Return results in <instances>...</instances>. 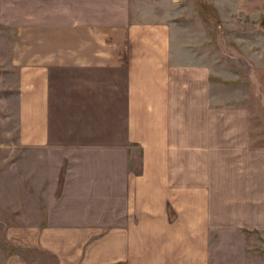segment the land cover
<instances>
[{
    "label": "crops",
    "instance_id": "obj_1",
    "mask_svg": "<svg viewBox=\"0 0 264 264\" xmlns=\"http://www.w3.org/2000/svg\"><path fill=\"white\" fill-rule=\"evenodd\" d=\"M234 2L244 15L264 16V0ZM58 17L0 33V131L13 145L0 157V190L11 194L18 207L28 201L44 210L36 222L26 213L19 220L12 216L6 228L17 229L13 232L22 245L50 251L56 264H207L202 200L207 194L200 185L205 171L195 153L185 156L186 163L173 140L175 128L180 130L175 146L199 137L204 142L196 121L186 126L173 121L174 112L198 111L197 101H182L180 71L204 63L174 61L189 48L174 40L178 24L173 19L108 26L78 20L74 10L68 22ZM56 77L72 82L69 112L56 110ZM62 111L73 113L68 129L87 127L89 137L77 131L74 137L84 140L57 139ZM92 118L100 119L97 126L82 124ZM2 143H8L6 138ZM125 143L137 152L135 166L127 170ZM179 160L182 169L175 164ZM9 168L14 186L8 184ZM174 177L185 179L174 184ZM110 193L125 194L123 223L96 231L75 226L92 224L81 209L108 208ZM169 204L176 211L173 220L166 217ZM61 210H72L69 218L76 220L60 221ZM14 253L0 264H27L13 261L19 256Z\"/></svg>",
    "mask_w": 264,
    "mask_h": 264
},
{
    "label": "rangeland",
    "instance_id": "obj_2",
    "mask_svg": "<svg viewBox=\"0 0 264 264\" xmlns=\"http://www.w3.org/2000/svg\"><path fill=\"white\" fill-rule=\"evenodd\" d=\"M234 3V0H0V33L9 28L13 32L21 24L29 25L41 19L49 23L58 19V15L61 21L68 22L73 10L78 20L108 26L173 19L178 24L174 40H179L181 45L178 47L189 48V52L183 51L184 54L188 52L187 55L174 61L179 65L204 63L202 67L189 71L181 70L178 78L185 83L181 90L185 95L183 103L187 104L190 99L197 101L198 111L173 113L174 124L177 121H182L184 126L190 121L200 124L204 142L199 143V137L191 139L194 143L175 146L180 130L174 128L173 148L184 154L185 160V156L195 153L201 170L205 171L200 185L205 187L207 194L202 198L208 225L206 263L264 264V16L244 15V9H234ZM69 81L72 86L70 79L59 81L56 77L52 80V93L60 102L56 110L69 112ZM193 90L198 93L193 95ZM67 111L58 114L60 121L64 119L61 128L56 129L58 136L55 137L61 141L84 140L74 137L77 131L79 136L89 137L87 127H80V130L67 128L70 124L68 116L73 115ZM83 115L87 118L86 114ZM97 119L92 118V122L85 119L82 124L97 126L100 119L102 122V116ZM5 138L8 143L0 144V157L13 147L11 138L1 137L0 131V140L5 141ZM124 150L127 170L132 168L131 165L135 166L137 152L128 148L126 143ZM3 163L1 160L0 164ZM175 164L181 168L180 160ZM10 169L7 180L10 186H14L16 177L11 175ZM173 179L176 184L185 178ZM189 183L195 184L191 178ZM109 195L108 208L81 209L92 224L75 226L96 231L123 223L126 219L125 196L122 195L125 194ZM12 199L11 194L0 190V262L8 253L15 252L19 256L16 254L13 261L56 264L50 251L22 245L18 241L20 235L13 232L17 229L6 228L11 227L12 218L19 220L20 213H26L27 220L36 222L42 219L44 211L33 208L35 203L28 201L24 202L25 208L18 207ZM9 201L13 208H5ZM72 213V210H61L60 221L76 220L69 218ZM166 217L171 220L176 217L171 204L167 205ZM64 225L74 224H60ZM5 236L13 239L6 241Z\"/></svg>",
    "mask_w": 264,
    "mask_h": 264
}]
</instances>
